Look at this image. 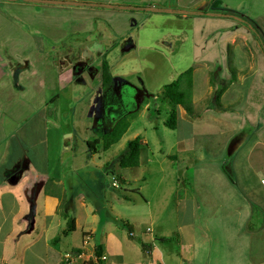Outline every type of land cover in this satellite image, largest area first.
Masks as SVG:
<instances>
[{
    "label": "crops",
    "instance_id": "1",
    "mask_svg": "<svg viewBox=\"0 0 264 264\" xmlns=\"http://www.w3.org/2000/svg\"><path fill=\"white\" fill-rule=\"evenodd\" d=\"M79 1L0 0V264H264V248L258 258L254 252L251 229L255 226L250 222L254 207L244 192L226 193V200L225 193L222 198L208 196L206 184L197 176L199 183L167 184L156 201L162 175L152 197L142 205L135 194L140 189L128 187L129 181L111 191L95 187V172L100 170L91 163L103 150L99 144L85 155L86 148H76V142L103 139L114 125L105 127L101 109L95 117V100L101 101L110 90L128 92L131 82L113 71L119 58L113 53L121 49V42L109 47L112 42L95 32L100 28L95 21L103 16L116 17L115 26H124L117 18L122 9L109 6L122 1L87 0L107 5L95 11ZM209 12L216 18L206 20L220 24L233 17ZM230 23L224 28L234 32L222 37L233 38L239 30ZM104 56L114 73L107 90L102 87ZM256 73L263 75L264 68ZM135 88L139 103L140 88ZM62 100L63 109L58 107ZM193 118L181 108L178 125L185 122L193 127ZM81 130L87 132L79 134ZM193 136L178 141L182 155L191 152L188 141ZM142 140L145 148L147 140ZM103 165L116 171L120 164L108 157ZM196 168L199 175L206 172L205 167ZM216 173L215 186L229 184L225 171ZM243 183L246 186L244 178ZM68 216L75 218L76 229L54 242L66 228ZM115 218L128 221L132 231ZM98 250L107 256L105 260H100Z\"/></svg>",
    "mask_w": 264,
    "mask_h": 264
},
{
    "label": "rangeland",
    "instance_id": "2",
    "mask_svg": "<svg viewBox=\"0 0 264 264\" xmlns=\"http://www.w3.org/2000/svg\"><path fill=\"white\" fill-rule=\"evenodd\" d=\"M121 1L109 6L122 9L117 18L123 21L124 26H115L118 22L116 17L103 16L95 21L100 27L95 32H101L106 42L107 38L112 42L109 47L121 42V49L117 48L113 53V56L119 57L113 64V71L125 74L123 77L133 87L128 83V92L110 90L102 95L101 101L96 98L95 117L98 118V110L101 109L102 118L104 112L106 116L105 127H113L121 120L122 124L128 123L129 128L112 149L96 153L95 163H91V166L100 170L95 172V187L100 186V192L103 187L111 191L117 187L114 181L121 174L129 181L128 187L140 189L135 194L142 205L152 197L162 175L165 177L161 180L163 184L156 194V201L167 184L180 180L199 183L196 181L197 176H201L206 184L208 196L212 193L222 198L225 193L226 200L229 197L226 193L237 190L239 193L244 192L254 207L250 222L255 226L251 229L252 242L258 258L264 248V73L260 76L261 71L256 72L264 68V45L257 33V29L264 32V0H221L222 5L218 9L214 8L215 0ZM79 4L93 11L107 7L106 4L87 0H81ZM149 7L153 11L148 10ZM209 11L233 13L235 16L220 24L217 20H206L216 18L209 15ZM242 14L246 17H241ZM247 19L250 25L245 22ZM141 21L143 23L139 26ZM230 22L237 24L239 30L233 38L222 37L225 33L234 32L224 28ZM131 43L136 45L129 47ZM125 46L130 49L123 52ZM241 65L244 66L243 70L238 68ZM190 67L194 68L192 98L201 116L193 118V127L182 122L177 128H170L165 124L170 105L163 99L164 84L176 79ZM237 68V80L230 85L232 71ZM212 72L219 78L215 84H211ZM220 79L229 84L221 101L224 106H231V110L218 111L212 107ZM184 83L187 81L184 80ZM135 87L140 88L139 103L135 99ZM146 102H149L147 107ZM65 104L62 100L58 107L63 109ZM86 132L81 130L79 134ZM137 135L148 143L142 149L140 165H117L116 171H108L103 165L106 158L119 161L127 142ZM191 135H194L188 141L191 152L182 155L178 141ZM75 147L86 148L85 155L91 152L88 143L82 140L76 142ZM171 153L179 157L171 158L168 156ZM162 167L165 172H162ZM196 167H205L206 172L199 175L195 172ZM220 170L226 172L224 180L229 184L217 187L214 185L219 181L216 172ZM234 177L235 182L231 180ZM243 178L247 182L246 186ZM121 186L119 182L118 187ZM104 196L105 192L102 191L101 197ZM170 205L173 207L174 203ZM77 241H81V236Z\"/></svg>",
    "mask_w": 264,
    "mask_h": 264
},
{
    "label": "trees",
    "instance_id": "3",
    "mask_svg": "<svg viewBox=\"0 0 264 264\" xmlns=\"http://www.w3.org/2000/svg\"><path fill=\"white\" fill-rule=\"evenodd\" d=\"M222 1L221 0H215L214 2V8H220ZM110 5V4H109ZM113 6V5H111ZM204 14L206 12H203ZM225 16H235V14H222ZM248 20V19H247ZM245 20L248 24H250V21ZM252 24V23H251ZM258 38L261 40L262 44L264 45V32H260V30L257 29ZM102 87L104 90L109 89L113 83H114V73L112 72L111 64L106 56L103 57L102 60ZM193 72L194 68L190 67L186 69L185 71L181 72L180 75L166 83L164 85V89L162 92L163 99L168 102L170 105V112L168 114V117L165 120V124L169 126L170 128H177L178 122H179V115H180V109H184L189 115L193 117H200L201 111L196 110V107L194 105V100L192 98V89L194 85L193 80ZM237 69L232 71V79L237 78ZM186 77L184 80L187 81V83H184L183 78ZM217 80H219L218 76L212 72L211 74V84L217 83ZM229 84L226 83L224 80L220 79V84L217 87L216 91L214 92V100L212 103V107H214L218 111H227L231 110V106H224L222 104V95L223 93L228 89ZM129 128V124L126 122L118 121L112 129L107 131L103 139H96L94 141H88V146L90 150H96L97 145L100 144V147L103 151L109 150L115 143L120 141V139L123 137V135L126 133V131ZM143 147V140L140 135H137L133 139H130L127 142L126 150L123 151V153L120 156L119 164L121 167H135L139 166L141 163V152ZM171 158H173V155H170ZM117 179L121 184H126L127 179L123 176H118ZM123 196L128 199L129 196L125 193H123ZM117 221L118 224L121 226L129 228L130 231H132V226L129 224L128 221L122 220V219H114ZM76 229V221L75 218L72 216H68L67 226L63 230L62 234L59 235L54 239V242H58L61 240V237L63 235H68L72 231ZM133 236V232H130ZM98 255H101L100 250L97 251Z\"/></svg>",
    "mask_w": 264,
    "mask_h": 264
},
{
    "label": "built area",
    "instance_id": "4",
    "mask_svg": "<svg viewBox=\"0 0 264 264\" xmlns=\"http://www.w3.org/2000/svg\"><path fill=\"white\" fill-rule=\"evenodd\" d=\"M264 182V181H263ZM114 185L115 186H119V181H118V179L116 178L115 179V181H114ZM107 258V256L105 255V254H102L101 256H100V260H105ZM96 264H100L99 262H96Z\"/></svg>",
    "mask_w": 264,
    "mask_h": 264
},
{
    "label": "water",
    "instance_id": "5",
    "mask_svg": "<svg viewBox=\"0 0 264 264\" xmlns=\"http://www.w3.org/2000/svg\"><path fill=\"white\" fill-rule=\"evenodd\" d=\"M92 46H89V51H92ZM159 240H163L164 238H158Z\"/></svg>",
    "mask_w": 264,
    "mask_h": 264
}]
</instances>
